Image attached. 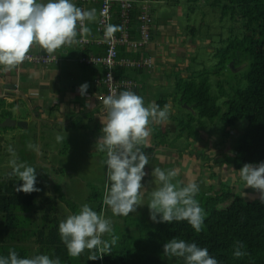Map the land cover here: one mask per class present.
I'll use <instances>...</instances> for the list:
<instances>
[{
    "label": "trees",
    "instance_id": "trees-1",
    "mask_svg": "<svg viewBox=\"0 0 264 264\" xmlns=\"http://www.w3.org/2000/svg\"><path fill=\"white\" fill-rule=\"evenodd\" d=\"M167 2L173 3L171 6L175 5L179 10L182 9L181 11L185 9L183 15L186 20L192 19L191 14L196 13V6L199 5V15L202 16L200 24L186 25L187 33L192 36L191 42H195L194 38L200 36L208 40V47H213L209 48L207 61L195 60V67L187 62L183 69L174 70L180 73L174 77V90L170 92L165 90V93L157 94L156 104L161 109L165 106L169 108L168 104L171 100L175 102L176 109L179 107V110L188 111L187 117L180 118L182 130L179 132L180 138L186 135V139L189 140L187 152L176 143L168 144L171 128L165 131L153 128V143L148 147L142 146L143 151L149 156V164L145 166L146 175L141 180L142 204L128 216H114L111 209L103 204L107 177L103 185L92 187L93 191L87 198L88 203L92 204L93 210L98 214L102 213L112 221L114 234L119 237L112 252L104 254L102 259L97 260L88 259L87 249L78 258L70 257L60 238L59 223L69 215L66 213L60 215L57 210V203L63 200L64 194L61 193L63 188L54 178L63 170L60 173L55 167H48L55 174L51 175L52 179L50 176L48 183L50 188L43 181L49 176L44 175L41 179H37L36 187L40 191L30 194L15 191L16 186L23 181L17 180L16 177L9 178L8 173L11 170L7 171L5 176L0 175V256H7L11 248L21 258L47 254L53 259L58 257L61 264H186L182 257L166 256L163 253V245L168 240L176 238L207 248L209 254L216 258L219 264H264V204L260 203L259 196L247 200L240 195L241 193L235 192L238 186L244 185L240 176L238 179L240 182L234 185L220 181L221 190L215 191L214 185H210L206 186V191H200L208 194L197 193L195 198L206 213L202 231L199 233L195 232L187 221L154 222L150 218L147 204L151 193L158 187L150 189L149 185H154V177L151 174L154 167L162 170L167 168L178 170L179 175L176 180L183 182L182 169L176 168L177 160L172 164L161 161L157 153L159 147L166 149L169 155L177 154L178 157H184L189 153L188 148L193 146L192 141H202L201 135L204 130H208L207 134L210 138L214 137L207 129L208 123L222 127L221 139L215 144V147L218 145L216 149L218 152H215L214 156L206 157L204 152H196L204 156L207 165L203 167L209 169L207 172L205 168L201 171L202 177L209 173H212V177H217V172L214 171L217 167L223 168L226 172L229 169L239 171L245 163L264 162V0H167ZM162 18L169 20L167 15ZM206 18L208 19L205 20ZM135 22L137 23L136 19L131 21L130 25L133 37H137L139 33ZM93 28V23L88 25L89 30ZM124 49L120 48V57L129 55L138 58L140 55L139 52H128ZM82 52L102 54L105 53V46L92 43ZM231 62H234L235 69L242 64L244 67L235 71L230 67ZM198 64L201 67H197ZM84 67L90 72L87 89L94 88L90 93L95 95L101 88L106 93L107 88L96 84L98 77L103 78L106 68L90 65ZM115 69L117 78L126 77L139 82L131 91H137L141 85H146L148 71L119 65ZM182 70L186 74H182ZM124 90L128 88H120L119 93ZM81 96L79 102L85 103V96L88 97L87 91ZM185 103L191 109L185 108ZM12 106H14L13 102L0 98V122L7 117H13L10 110ZM177 113L180 114L178 110ZM84 116L88 122L85 124L77 122L76 128L79 126L80 129L91 130L89 125L95 123L99 136H103L102 127L98 126L94 117L89 113ZM180 119L176 117L174 127ZM195 122L197 123L194 124ZM236 126L242 127V132L233 137L232 131ZM230 136L233 139L228 142ZM203 143L207 145V140H203ZM229 144L232 146L230 147ZM226 151L227 153L232 151L234 155L229 156L224 153ZM106 169L107 166L104 165L105 173ZM183 184L187 183L183 182ZM47 191H54L56 194H41ZM228 194L232 196L229 197ZM69 207L74 214L78 213L76 206L69 204ZM104 238L110 239L108 235ZM236 241L243 244L242 251L247 253L242 258L233 256Z\"/></svg>",
    "mask_w": 264,
    "mask_h": 264
},
{
    "label": "clouds",
    "instance_id": "clouds-1",
    "mask_svg": "<svg viewBox=\"0 0 264 264\" xmlns=\"http://www.w3.org/2000/svg\"><path fill=\"white\" fill-rule=\"evenodd\" d=\"M98 9L99 7L91 6L88 10H82L72 0L47 2L0 0V66L8 71L25 60L28 61V53H35L29 52L34 44L45 50L44 53H58L60 60L56 63L62 60L58 49L65 45L73 44L77 49L80 47L81 49H78L81 51L80 57L88 55L82 52L88 45L82 47L74 43L80 34H86L92 39L100 37L97 31ZM94 14L96 18L92 20ZM91 23L94 28L88 33V25ZM115 31L116 28L111 25L107 29L108 35ZM94 44L105 46L106 51V44L96 42ZM120 48L122 46H119V55ZM56 63L43 66H52ZM87 88L86 82L79 86L81 95L86 93ZM103 104L106 109V118L101 121L103 136L98 138L95 145L97 151L106 153L103 163L107 166L108 183L105 185L103 204L111 209L114 216H128L142 204L141 180L146 175L145 166L149 164V156L143 151L142 146H146L147 138L150 136L149 124L166 120L169 111L167 106L161 109L154 102L146 106L144 98L131 90H124L118 95L109 94L104 98ZM63 139L64 136L59 134L56 136L57 142ZM8 151L13 152L11 145ZM9 163L11 166L9 178L16 177L17 180L23 181L16 186L15 191H23L26 194L40 191L36 187V168L17 159ZM151 174L159 182V186L151 193L150 201L147 203L150 218L154 222L187 221L195 232L202 231L206 213L195 198L199 192V185L194 180L186 185L176 180L179 175L176 169L162 170L154 167ZM240 178L246 187L259 192L258 199L264 204V162L243 164L240 168ZM58 231L68 255L72 258H78L87 249L89 260L102 259L104 254L112 252L119 239L114 234L112 221L102 213L98 214L87 203L81 206L78 213L61 220ZM105 235L110 239H105ZM243 247L241 242H235L233 252L235 258L247 255L242 251ZM163 253L166 256L182 257L186 264H219L218 260L209 254L207 248L182 239L168 240L163 245ZM0 264H61V261L58 257L53 259L47 254L21 258L10 248L7 256H0Z\"/></svg>",
    "mask_w": 264,
    "mask_h": 264
},
{
    "label": "rangeland",
    "instance_id": "rangeland-1",
    "mask_svg": "<svg viewBox=\"0 0 264 264\" xmlns=\"http://www.w3.org/2000/svg\"><path fill=\"white\" fill-rule=\"evenodd\" d=\"M170 3L171 2H167V0H152L156 29L153 30V37H151L150 39L155 48H160L157 51L159 52V54L155 56L157 65H155L152 69V73L159 75V73H157L158 70H160L159 72L161 73V75L163 73H169L168 75H170V77L166 76L167 78L166 80H164L167 81L169 79V86H167L168 88L166 89L167 92L174 90V77H176L177 73L180 74L178 71H170V66L178 62L177 66L183 68V66L188 62L193 64L195 67L196 61H207L209 51L213 48L212 46L208 47V40L200 36L194 38L195 42H191L190 40L192 39V36H189L187 33L188 28L186 27V25L191 24L192 26H195L196 24H200L199 21L202 19V16L199 15V5L196 6V13L191 14L192 19L186 20V17L183 15V11L185 9L181 11L182 9L179 10V8H176L175 5L171 6L173 3ZM182 6L185 7L183 3ZM174 12L177 13L175 14ZM165 15L169 17L168 21L162 18ZM95 18L96 16L94 14V18L92 20H95ZM207 19L208 18H206L205 20ZM173 30H175V33L173 32ZM216 30L217 29L215 28L214 31ZM172 33H174L175 35H173ZM75 67L79 69L78 65H75ZM197 67L201 66L198 64ZM243 67L244 64L236 67L235 71L243 69ZM183 73L186 74L185 72ZM153 89H155V92L161 90L159 92L165 93L164 87L161 88L153 86ZM51 100L52 99L50 97L46 99L47 102ZM24 101L25 100H20L17 107H14L16 105L14 104V106L10 108L15 119H27L29 117L30 113H28L29 110L27 104ZM174 105L175 102L171 101L168 108V111H170L168 119L173 116L171 118L172 121H170L169 125L172 132L169 133L170 137L168 139V144L176 143L179 147H181L182 150H185V152H187L189 140L186 139V135L180 138L179 132L182 130V119L180 118L187 117L188 111L185 109L179 110V107H177V110L180 112V114L178 115V113L173 108ZM47 107L48 109H46V112L48 116H54V119H63V117L60 118V112H52L50 106L48 105ZM54 114L59 115L55 117ZM174 114H177L178 116H174ZM30 117L32 119L30 118L26 120V122L28 123V127L16 125L8 128H0V175L5 176V173L11 170L9 162L13 159H17L18 161L26 162L28 165L36 168V180L41 179V177L44 175H48L49 178L43 179V181L45 182L46 186L50 188V185L48 184L50 181V176H53L55 174L53 171L49 170L48 167H55L58 171H60V173L61 170H63L61 174H57L55 176L56 178H54V180H56L57 183L63 188V192L61 193L64 194L63 200H59L57 203V210L59 214H74L72 208L69 207V204L76 206L78 212L81 206L85 203L92 207V204H89L87 201L90 192L93 191L92 187H99L104 184V179L106 180V173L103 163V161L105 160V153L97 151L95 146L98 138L102 137L101 135L99 136V133L96 131V124L91 123V125H89L91 127V130H83L80 129L79 126L76 129L64 128L60 126L59 129L54 130L52 124L42 123L38 125L37 120L34 121V117L31 115ZM176 117L180 120H178L174 127V120L176 119ZM87 122L88 121L85 120L84 117L78 118V123L80 124H85ZM196 123L197 122H195L194 124ZM207 126V129H209L213 134V138H210L208 136V130H204L203 134L201 135L202 141H192L191 144H193V146L188 148L189 153H184V157H178L176 154L172 156V158L174 157V159H171L177 160V163H179H176V168L182 169L181 173L183 182L188 183L194 180L199 185V192L206 191V186L209 187L210 185H214L215 191L221 190L222 186L220 184V181L229 182L231 183V185L236 184V182H240L238 181L240 176V169L239 171H235V169L232 171L231 169H229V171L226 172L223 170V168L218 169L217 167L216 169H214V171L217 172V177H212V173L205 174V177H202L201 171H203L204 168L206 172L207 170H209L208 167H203L204 165H207L204 162V156H214L215 152H218L216 151L218 145H216L215 147V144H217L216 142H219L221 139L220 129H222V127L212 126L210 123H208ZM232 132V136L234 137L236 134L242 132V127L236 126ZM58 134L64 136L65 139L57 142L56 136ZM36 135L37 142H35ZM230 137L228 142L232 141L233 139V137ZM203 140H207V145L203 143ZM44 143L45 145L49 146L46 147ZM10 145L13 148V152L8 151ZM29 145H31V147H29ZM231 146L232 145H230V147ZM196 152H204L205 154L204 156H202L198 155ZM224 153L229 154V156L234 155L232 151L228 153L226 151ZM37 155H39L41 161H39ZM165 155L166 154L163 151L159 156L162 161L169 162L168 157H166ZM166 170L169 169L167 168ZM243 183L244 185L238 186V189L237 191L235 190V192H239V194L241 193L240 195L245 197L247 200L253 199L260 195L257 190L246 187L244 181ZM149 185L151 186L150 189H153L155 186H159V182L154 178V185ZM200 193L208 194L207 192ZM41 194L55 195L56 192L47 191L41 192ZM227 196L231 197L232 195L228 194Z\"/></svg>",
    "mask_w": 264,
    "mask_h": 264
},
{
    "label": "crops",
    "instance_id": "crops-1",
    "mask_svg": "<svg viewBox=\"0 0 264 264\" xmlns=\"http://www.w3.org/2000/svg\"><path fill=\"white\" fill-rule=\"evenodd\" d=\"M41 2H47V0H41ZM72 2L77 7L80 6L79 0H72ZM152 10L154 11L153 6ZM155 29L156 26L154 22V30ZM89 32L91 31L89 30ZM173 32L175 33V30H173ZM174 33L172 34L175 35ZM73 46L74 45L72 44L61 47L59 49V52L61 54L62 60L52 66H43L26 60L20 65L8 71H5L3 69V66H0V70H2L0 75V98L5 99L7 102H13L14 104H16L15 107H17L20 100H25L24 102L27 104L29 110L28 113H30V115L34 117L33 120H37L38 125L42 123L52 124L54 130L59 129L60 126L64 128L76 129L78 118L84 117L85 120H87V118L84 116V114L86 113H89L92 117H94V120H96L98 126L103 127L101 121L106 118V113L103 106H99V102L97 100H99L105 92L101 88V90H98V92L93 95L90 92H92L94 88L87 89L86 91L88 93V97L90 98L85 96V103L84 101L79 102L80 98L82 99L81 93L79 91V86L85 82L88 84L90 72H88L89 69L86 70V67L79 63L78 58L81 54V51L78 50L75 46L74 48H72ZM147 48L148 50L146 52H148V54H152L154 57L159 54V52L157 51L160 48H155L152 43H150ZM29 52L44 53L46 51L43 50L39 45L34 44ZM125 57L132 58L129 55ZM75 65H78L79 69H77ZM177 65L178 62L170 66V71L183 69ZM159 71L160 70H158L157 72L159 73V75L152 73V70L148 72L149 75L146 80V85H141V87L137 91L133 90L137 92L136 94L144 98L146 106L151 102H154L155 104L157 103V94L160 93L159 91L161 90L155 92L153 86L161 88L164 87L165 90L168 88L167 86H169V79L167 81H164L167 78L166 76L170 77V75H168L169 73H163L161 75ZM102 79L103 78L98 77V79L96 80V84L99 86H103V88H107L106 85L102 82ZM49 97L52 100L47 102L46 99ZM170 102L171 100L169 101L168 106H170ZM48 105L50 106L52 112H60V118L63 117V119H54V116H48L46 112V109H48ZM173 108L177 112V109L175 107ZM30 115L27 119L24 120L30 119ZM58 115L59 114H56L55 117H57ZM171 118H167L166 120L159 123L152 122L149 124L151 132L150 136L147 138L145 147H148L151 145V143H153V128L165 131L167 128H170L169 125L170 121H172ZM48 146L49 145H47L46 147ZM159 148L160 149L157 150L158 155H161L164 151V153L166 154L165 156L169 159V162H163L166 164H172V162L174 161L171 160L174 159V157L172 158V156L176 154L169 155L167 154L166 149L161 147ZM38 159L39 161H41L39 156ZM146 169L147 168L145 167L144 171Z\"/></svg>",
    "mask_w": 264,
    "mask_h": 264
},
{
    "label": "built area",
    "instance_id": "built-area-1",
    "mask_svg": "<svg viewBox=\"0 0 264 264\" xmlns=\"http://www.w3.org/2000/svg\"><path fill=\"white\" fill-rule=\"evenodd\" d=\"M79 0L80 8L88 10L91 6L99 7V20L97 31L100 37L89 38L86 34H80L74 44L82 47L91 43L106 44L107 48L103 54L82 55L79 58L81 64H93L104 66L106 71L102 82L108 91L98 100L106 113L103 100L109 94H119L120 88L126 87L128 90L136 88L139 84L135 79L117 78L115 68L119 66L137 67L150 72L156 59L152 54L146 52L147 46L154 30V17L152 14V0ZM137 20L136 28L138 36L133 37L130 31L131 21ZM85 24V23H84ZM114 26L116 31L108 35L109 26ZM118 33H120L118 35ZM119 46H125L126 50L139 52L138 58L120 57ZM28 61L40 65L56 63L60 60V55L56 52L49 53H28Z\"/></svg>",
    "mask_w": 264,
    "mask_h": 264
},
{
    "label": "water",
    "instance_id": "water-1",
    "mask_svg": "<svg viewBox=\"0 0 264 264\" xmlns=\"http://www.w3.org/2000/svg\"><path fill=\"white\" fill-rule=\"evenodd\" d=\"M230 67L235 70L234 62L230 63ZM184 107L191 109V107L187 105L186 103L184 104ZM16 125L28 127V123L26 122V120L21 119V118L15 119L13 117H7L2 122H0V126L2 127H7V126L10 127V126H16Z\"/></svg>",
    "mask_w": 264,
    "mask_h": 264
},
{
    "label": "bare ground",
    "instance_id": "bare-ground-1",
    "mask_svg": "<svg viewBox=\"0 0 264 264\" xmlns=\"http://www.w3.org/2000/svg\"><path fill=\"white\" fill-rule=\"evenodd\" d=\"M77 3V2H76ZM152 12H153V10H152ZM155 22V21H154Z\"/></svg>",
    "mask_w": 264,
    "mask_h": 264
}]
</instances>
